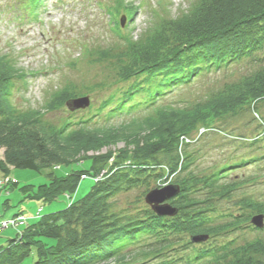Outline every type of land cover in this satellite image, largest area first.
<instances>
[{
  "label": "trees",
  "instance_id": "trees-1",
  "mask_svg": "<svg viewBox=\"0 0 264 264\" xmlns=\"http://www.w3.org/2000/svg\"><path fill=\"white\" fill-rule=\"evenodd\" d=\"M126 2L118 0L117 5L131 7ZM137 9L128 11L130 21ZM142 36L128 41L129 65L122 67L119 77L130 81L128 89L115 102L110 95L99 108L109 107L108 121L128 117L118 125L86 120L57 126L44 121L41 110L17 111L10 102L11 89L26 74L0 55V172L6 178L11 169L40 174L51 170L46 184L36 190L25 185L21 192L45 203L61 195L68 200L61 211L36 213L16 238L0 246V264H21L31 255L34 264L263 263L264 241L196 245L264 216V205L249 197L234 203L248 215L232 210L223 214L216 207L220 199L231 202L239 189L229 172L264 157L234 159L200 174L190 169L193 155L189 146L179 149V137L213 125L221 115L244 110L256 116L258 135L233 140L253 146L264 139V116L259 114V103L264 102V0H197L188 12L160 21ZM243 62L249 65L247 74L205 102L190 109L157 105L202 74ZM69 100L67 93H59L44 110L55 111ZM120 142L123 146L116 148ZM62 166L73 169L58 176L54 170ZM86 177L94 184L83 198L73 199ZM10 183L11 179L2 188ZM167 185L179 191L166 202L176 214L160 217L145 197ZM130 193H135L134 201L123 205ZM3 206H9L8 200ZM18 215L23 214L12 217ZM197 237L206 239L194 241Z\"/></svg>",
  "mask_w": 264,
  "mask_h": 264
},
{
  "label": "rangeland",
  "instance_id": "rangeland-1",
  "mask_svg": "<svg viewBox=\"0 0 264 264\" xmlns=\"http://www.w3.org/2000/svg\"><path fill=\"white\" fill-rule=\"evenodd\" d=\"M35 1L38 2L0 0V55L7 57L26 74L23 80L13 83L10 97L13 107L20 112L41 110L44 112V121L60 126L65 121L91 120L110 124L128 122L127 116L108 121L109 107L99 110L110 95L114 96L115 102L128 89L130 81L124 82L119 78L122 67L129 65V58L126 57L128 41L144 36L162 20L177 18L188 12L197 0H124L131 6L127 8L124 4L118 7V0ZM135 7L138 9L134 11L130 21L128 11L132 12ZM122 18L125 19L123 26ZM248 66L243 62L224 70L204 73L192 83L166 94L157 105L190 109L221 91L223 86L235 83L246 75ZM62 92L67 93L71 99L89 97V107L70 111L63 104L52 112L44 110L46 104ZM259 112L261 117L264 116V102L259 103ZM254 117L253 113L244 110L236 115H221L213 125L200 126L189 135H181L179 139L184 136L190 141L188 153L193 155L190 169L200 174H209L234 159L264 157V139L253 146L249 142L233 140L235 137L253 139L258 135L259 122ZM200 128L206 132L199 136ZM122 146L123 143L120 142L116 148ZM2 158L3 150H0V160ZM88 164L87 161L84 166ZM72 169L71 166H62L54 171L58 176H64ZM49 172L52 171L40 174L30 170L11 169L6 178L0 172L1 218L10 219L13 215L22 213L26 219L16 229L9 228L1 232L0 246H5L10 239L16 238L20 228L27 225L30 219L37 218L39 208L43 209L42 213L39 212L42 216L61 211L68 205V200L62 195L45 203L30 200L21 192L20 188L25 185L36 190L38 186L46 184ZM229 174V180L237 183L239 189L232 193L231 202L220 199L216 207L221 213L226 214L228 210H232L240 215L250 214L248 211H238L234 204L246 197L264 205V160L238 167ZM10 179L11 183L2 188L3 183ZM93 184V178H84L72 198H83ZM134 195L135 193L128 194V200H122L121 203L124 205L127 203L125 201H134ZM5 200L9 202L6 209L3 206ZM254 228L256 227L247 223L196 247L209 248L228 241H233L236 245L253 240L263 242L264 225L261 229ZM261 260L264 264V256ZM34 262L35 258L31 255L21 264ZM154 263L152 261L149 264ZM178 264L186 263L182 261Z\"/></svg>",
  "mask_w": 264,
  "mask_h": 264
},
{
  "label": "water",
  "instance_id": "water-1",
  "mask_svg": "<svg viewBox=\"0 0 264 264\" xmlns=\"http://www.w3.org/2000/svg\"><path fill=\"white\" fill-rule=\"evenodd\" d=\"M125 23V19L122 18L121 25L123 26ZM90 99L89 97H80L76 99H71L66 102V107L70 111H76L80 109H85L89 107ZM178 188L174 186H164L159 189H155L149 192L145 197V202L147 205L151 207V209L160 217H172L176 214V210L168 205L166 202L175 197L178 194ZM251 224L257 229H261L264 225V216H255L251 220ZM206 239V237H197L194 238V241H202Z\"/></svg>",
  "mask_w": 264,
  "mask_h": 264
},
{
  "label": "built area",
  "instance_id": "built-area-1",
  "mask_svg": "<svg viewBox=\"0 0 264 264\" xmlns=\"http://www.w3.org/2000/svg\"><path fill=\"white\" fill-rule=\"evenodd\" d=\"M199 132V136L202 135V133H205L206 130L203 129V128H200L198 130ZM188 144H190V141L187 139V137H181V139H179V149H182L186 146H188ZM2 183H0V186H1ZM39 212L40 210H38V213L37 215H39ZM25 217L23 215H18L16 217H12L10 219H1L0 217V233L6 229H9V228H13V229H16L18 227V225H21V223H23L25 221Z\"/></svg>",
  "mask_w": 264,
  "mask_h": 264
}]
</instances>
